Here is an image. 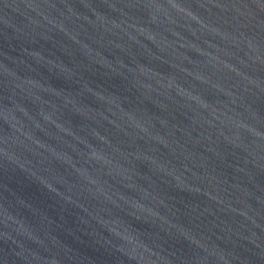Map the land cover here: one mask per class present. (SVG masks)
Returning a JSON list of instances; mask_svg holds the SVG:
<instances>
[{"label":"water","instance_id":"95a60500","mask_svg":"<svg viewBox=\"0 0 264 264\" xmlns=\"http://www.w3.org/2000/svg\"><path fill=\"white\" fill-rule=\"evenodd\" d=\"M0 264H264V0H0Z\"/></svg>","mask_w":264,"mask_h":264}]
</instances>
